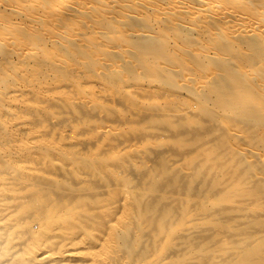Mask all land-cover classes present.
<instances>
[{
  "label": "bare ground",
  "instance_id": "1",
  "mask_svg": "<svg viewBox=\"0 0 264 264\" xmlns=\"http://www.w3.org/2000/svg\"><path fill=\"white\" fill-rule=\"evenodd\" d=\"M0 264H264V0H0Z\"/></svg>",
  "mask_w": 264,
  "mask_h": 264
}]
</instances>
